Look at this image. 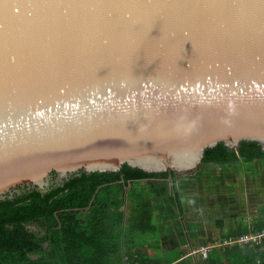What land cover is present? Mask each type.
Returning <instances> with one entry per match:
<instances>
[{
	"label": "water",
	"instance_id": "1",
	"mask_svg": "<svg viewBox=\"0 0 264 264\" xmlns=\"http://www.w3.org/2000/svg\"><path fill=\"white\" fill-rule=\"evenodd\" d=\"M241 142L264 151V0H0V201Z\"/></svg>",
	"mask_w": 264,
	"mask_h": 264
},
{
	"label": "trees",
	"instance_id": "2",
	"mask_svg": "<svg viewBox=\"0 0 264 264\" xmlns=\"http://www.w3.org/2000/svg\"><path fill=\"white\" fill-rule=\"evenodd\" d=\"M259 161H264V151L258 143L241 142L238 149L219 143L204 151L198 168ZM178 175L124 165L113 173H82L45 196L34 191L2 200L0 264H124L125 256L132 264H171L189 250L168 259L151 256L140 247L141 235H156L159 229L151 196L137 192L136 186L166 184L170 206L183 214ZM262 231L264 206L250 226L236 221L220 241L211 240L214 246L206 257L197 255V264H264V237L257 244L226 243Z\"/></svg>",
	"mask_w": 264,
	"mask_h": 264
},
{
	"label": "rangeland",
	"instance_id": "3",
	"mask_svg": "<svg viewBox=\"0 0 264 264\" xmlns=\"http://www.w3.org/2000/svg\"><path fill=\"white\" fill-rule=\"evenodd\" d=\"M195 171L190 174L191 180L189 174L178 175L183 214L170 206L166 184L145 183L136 186L137 192L151 196L156 212L154 219L162 229L161 235L158 231L156 235L146 234L137 238L140 247L148 253L155 250L153 246L161 238L160 251L168 250L165 252L168 259L180 253L181 249L177 246L182 239L191 246L189 251L194 246L211 247V240L220 241L236 221L250 226L257 217L258 209L264 206V161L240 166L213 165ZM130 211L128 209V214ZM219 222H222V227L217 226ZM188 225L194 227L191 229L193 241H190L192 236Z\"/></svg>",
	"mask_w": 264,
	"mask_h": 264
},
{
	"label": "crops",
	"instance_id": "4",
	"mask_svg": "<svg viewBox=\"0 0 264 264\" xmlns=\"http://www.w3.org/2000/svg\"><path fill=\"white\" fill-rule=\"evenodd\" d=\"M188 228L190 230V235L192 236V239L190 241H193V238H194V234L193 232L191 231V229H194V227L192 225H188ZM232 228V227H231ZM230 228V229H231ZM158 229L160 231V235H161V231L162 229L160 228V226L158 225ZM251 233V232H249ZM246 235V234H245ZM160 242H163L162 241V238L158 240V244H156L155 246H153V251H151L149 254L151 256H155L157 258H163V257H166V251H160ZM177 247H180L179 249H181L180 251L182 250H186L187 248V251L191 248V246H189V244H187L186 242H184V240L182 239V242L179 243V246ZM195 247V246H194ZM192 247V248H194ZM176 248V247H175ZM199 259V257L195 254H190L189 252H187L186 254L182 255V257H180L178 260L174 261L173 263L171 264H197V260Z\"/></svg>",
	"mask_w": 264,
	"mask_h": 264
},
{
	"label": "built area",
	"instance_id": "5",
	"mask_svg": "<svg viewBox=\"0 0 264 264\" xmlns=\"http://www.w3.org/2000/svg\"><path fill=\"white\" fill-rule=\"evenodd\" d=\"M264 237V231L260 233H248L246 235H243L235 240H230L229 242L226 243H240V244H257L261 241V239ZM213 247V245L211 246ZM210 246H199L197 248H192L189 253L190 254H198L202 257H206L207 255V250L211 248ZM124 264H132L131 261H129V257L125 256L124 257ZM136 264V263H135Z\"/></svg>",
	"mask_w": 264,
	"mask_h": 264
},
{
	"label": "flooded vegetation",
	"instance_id": "6",
	"mask_svg": "<svg viewBox=\"0 0 264 264\" xmlns=\"http://www.w3.org/2000/svg\"><path fill=\"white\" fill-rule=\"evenodd\" d=\"M81 175V174H80ZM79 176V175H78ZM74 178H76V176H71V178L67 181H65L64 182V184H62L60 187H62V186H64L67 182H70V180H72V179H74ZM59 188V187H58ZM55 189H57V188H55ZM55 189H52L51 191H49V192H47V193H40L42 196H45V195H48V194H50L52 191H54ZM34 192V191H33ZM36 192H38V191H36ZM31 193V192H30ZM30 193H26V194H19V193H16V192H12L11 194H12V197L11 198H7V200H14L16 197H18V196H22V195H27V194H30Z\"/></svg>",
	"mask_w": 264,
	"mask_h": 264
}]
</instances>
